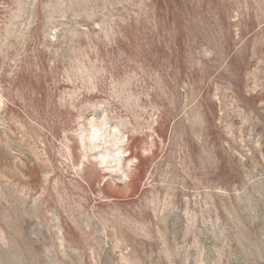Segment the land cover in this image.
Segmentation results:
<instances>
[{
    "label": "rangeland",
    "instance_id": "obj_1",
    "mask_svg": "<svg viewBox=\"0 0 264 264\" xmlns=\"http://www.w3.org/2000/svg\"><path fill=\"white\" fill-rule=\"evenodd\" d=\"M0 264H264V0H0Z\"/></svg>",
    "mask_w": 264,
    "mask_h": 264
}]
</instances>
